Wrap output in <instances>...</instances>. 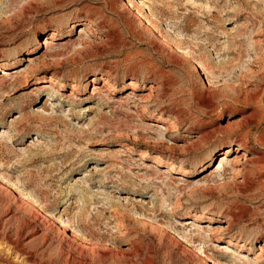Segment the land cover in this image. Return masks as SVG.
Returning <instances> with one entry per match:
<instances>
[{"label":"rangeland","instance_id":"rangeland-1","mask_svg":"<svg viewBox=\"0 0 264 264\" xmlns=\"http://www.w3.org/2000/svg\"><path fill=\"white\" fill-rule=\"evenodd\" d=\"M137 1L0 0V62H14L0 82V233L24 253L11 264H206L201 248L225 262L205 234L264 264V0L128 8ZM106 74L111 93L91 95ZM244 139L217 175L222 150ZM81 191L101 229L90 241L68 213Z\"/></svg>","mask_w":264,"mask_h":264},{"label":"bare ground","instance_id":"bare-ground-1","mask_svg":"<svg viewBox=\"0 0 264 264\" xmlns=\"http://www.w3.org/2000/svg\"><path fill=\"white\" fill-rule=\"evenodd\" d=\"M144 3H146V0H138L136 2L135 7L132 4H128V8L129 7L130 8H135V10H139V8L148 10L145 7ZM135 10H133V11H135ZM128 12H130V10ZM75 30H77L76 36L79 39L83 38V36L86 34L85 33V29L83 27H78ZM60 39H61L60 33L56 31V32H52L50 34L49 38L42 39L39 42H37V44L39 45V48L43 49V51L40 54H32L30 52V54L28 56H26L24 58V60H23V61H25L27 63L26 66L28 68H30L32 66V64L33 65L35 63L37 64V62H39V61L43 62L44 53L47 52L53 46L57 45L55 41H58ZM13 67H14V62H12V61H8V62L1 61L0 62V82L1 83H2V81L7 80V78L11 79V76L13 74L11 72V69ZM25 69L27 70V68H24V69L20 70V72L18 74L20 76L24 75L26 73ZM108 79H109L108 74H106L104 76L100 75V76L95 77V79H93V81H95V80L101 81V86L96 87L93 84L91 95L99 97L100 93L102 92L101 89H105V91H107L106 86L109 84V80ZM143 81H144V79H142L141 83H138L137 77L131 78L127 82V88L129 89V91L131 93L135 92L139 88H142L141 86L143 85ZM147 81H148V83H150L149 84V89H154L153 88V85L155 84L154 79L148 78ZM39 83H44L42 85L43 89H48L49 85H53L54 84V79L52 77H47V79H45V81L42 80V82H38L37 84H39ZM73 87H74V85L72 84L71 85V89ZM107 92L111 93L109 91H107ZM116 92L117 91H115V93ZM146 94L148 95L149 93H146ZM146 94H144L143 99L145 97H147ZM44 105H48V102H44ZM35 115L42 122H50L53 119L55 120V116L51 115V113L48 114L47 111H41L40 113H35ZM9 128H11L12 132H16V135H17L18 126L13 124L12 126L10 125ZM1 131H2L1 135H8V132H6V130L4 131V129H3ZM35 141L37 142V139H34L33 143ZM234 146H235L234 149H231L230 147L227 146L225 149L222 150L221 154L218 156V160L216 161V167L213 170V171L216 172L217 175L222 172V170L224 168V165H225V162L227 161L228 157H230V155L232 153H234V155H235V157L237 158V161H238V159H242L244 157V155H243L244 153H242V152H245L246 150L249 149L248 142H247L246 139L239 140V141L235 142ZM219 177H221V176H219ZM176 179H180V178L176 177ZM15 191H17L16 195L18 194V196H20L24 200L28 201V198L25 197L21 192H19L16 189H15ZM82 192L83 191H81L80 193H78L76 195L77 200H75L73 202V205L68 210V213L71 214V216L76 219V221H74V222H76V228L79 229V231H82V233L84 235L81 238L84 239V241L85 240L90 241L88 238L89 237H93L96 234H99V232H101V229H100V227H98V222H97L98 221V216L91 215V211L88 208L80 207L79 203H80V201L82 199H83L82 202L84 204H88L90 206L95 204V202H94L95 200L93 198L90 199V198H88V196L86 197V195L85 194L83 195ZM131 201L134 202V200H131ZM136 201H138V200H136ZM29 202L34 203L31 200H29ZM44 216L49 217V218L51 217L50 214L49 213L47 214L46 212L44 213ZM51 220H53L54 222L56 221L59 224V226H61L62 228L67 229V231H70L72 234H76L77 230L75 231L74 229H72V227H71L72 223L70 221H65V223H63L60 220H58L57 218H53V217H51ZM174 236H175V234H174ZM204 239H205V242L208 243L209 246H211L213 244H217V246L219 247V250L221 251V257L226 259L225 262L224 261L221 262L215 256L207 254L206 250L201 248L200 250H198V251H200V258L202 257L206 264H240V262H241V264H248L251 261L248 258V256L245 255V254H242V255L238 256V252L240 253V252H243V250H244L243 249L244 248L243 243L236 244V242L234 243L232 241H226V242L223 243V242H221V240L212 239L209 236V234H205L204 235ZM90 246H91V249L95 250V251L101 249L99 246H97L95 244L93 245V243ZM263 249H264V244L262 246H259V248H258V250H259V254L257 255L258 258L261 257ZM12 254H16V255H19V256H23L24 255V253L22 252V250L20 248L19 242H11V240L9 239V237L7 235H2L0 233V261H3L5 264H11L10 259H11V255ZM197 256H199V255H197ZM202 258H201V260H202ZM72 260L75 261L76 259L72 258Z\"/></svg>","mask_w":264,"mask_h":264}]
</instances>
